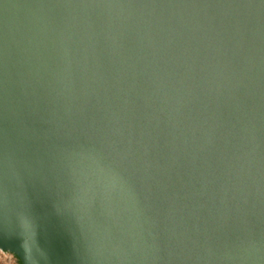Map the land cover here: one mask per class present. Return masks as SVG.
<instances>
[{
    "label": "water",
    "instance_id": "95a60500",
    "mask_svg": "<svg viewBox=\"0 0 264 264\" xmlns=\"http://www.w3.org/2000/svg\"><path fill=\"white\" fill-rule=\"evenodd\" d=\"M0 163L22 264H264V4L0 0Z\"/></svg>",
    "mask_w": 264,
    "mask_h": 264
},
{
    "label": "snow or ice",
    "instance_id": "6c2138e0",
    "mask_svg": "<svg viewBox=\"0 0 264 264\" xmlns=\"http://www.w3.org/2000/svg\"><path fill=\"white\" fill-rule=\"evenodd\" d=\"M260 3L264 4V0H260ZM6 197L7 187L4 182L2 163H0V233H3L12 227H19L26 235H30L34 228V221L30 207L25 205L23 211H21L15 218L10 220L3 211Z\"/></svg>",
    "mask_w": 264,
    "mask_h": 264
},
{
    "label": "rangeland",
    "instance_id": "374dc122",
    "mask_svg": "<svg viewBox=\"0 0 264 264\" xmlns=\"http://www.w3.org/2000/svg\"><path fill=\"white\" fill-rule=\"evenodd\" d=\"M0 264H19L16 257H12L9 254H6L5 256L0 254Z\"/></svg>",
    "mask_w": 264,
    "mask_h": 264
},
{
    "label": "built area",
    "instance_id": "2783aa9c",
    "mask_svg": "<svg viewBox=\"0 0 264 264\" xmlns=\"http://www.w3.org/2000/svg\"><path fill=\"white\" fill-rule=\"evenodd\" d=\"M0 254L3 255V256H5L6 254H9V255H11L12 257H14L13 254H11V253H9V252H3V251H1V250H0Z\"/></svg>",
    "mask_w": 264,
    "mask_h": 264
},
{
    "label": "trees",
    "instance_id": "16d2710c",
    "mask_svg": "<svg viewBox=\"0 0 264 264\" xmlns=\"http://www.w3.org/2000/svg\"><path fill=\"white\" fill-rule=\"evenodd\" d=\"M15 256V255H14ZM16 257V259L18 260V263L19 264H22V262L20 261V259L17 257V256H15Z\"/></svg>",
    "mask_w": 264,
    "mask_h": 264
}]
</instances>
